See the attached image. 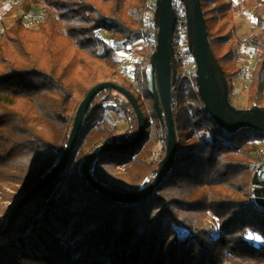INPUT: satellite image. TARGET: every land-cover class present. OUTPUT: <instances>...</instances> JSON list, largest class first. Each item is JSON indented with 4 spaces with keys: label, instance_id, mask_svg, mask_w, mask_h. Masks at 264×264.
<instances>
[{
    "label": "trees",
    "instance_id": "obj_1",
    "mask_svg": "<svg viewBox=\"0 0 264 264\" xmlns=\"http://www.w3.org/2000/svg\"><path fill=\"white\" fill-rule=\"evenodd\" d=\"M99 1L108 9L92 0H22L25 13L46 8L37 33L47 64L28 44L29 28L23 17L0 36V229L30 190L55 168L80 102L98 84L92 74L80 73L78 97L72 96L65 71L59 73L51 63L57 56L58 37L64 36L86 56L106 64L111 76L120 67L119 45L152 37L153 48L140 51L144 62L137 64L134 79L119 83L139 102L147 122L145 137L135 146L97 158L92 175L111 189L130 187L128 192L141 190L154 179L162 159L149 158L160 137L165 153L164 125L146 75L158 33L157 27L147 29V17L156 9L149 7V0ZM201 2L203 10L208 4L211 13L223 17L253 12L261 31L246 40L258 57L250 75L249 101L259 105L264 96V0H242L241 5L233 0ZM204 14L212 51L231 89L226 58L217 54V45L226 39L215 38ZM113 92L97 96L68 164L0 236V264H264V243L256 246L248 239L253 234L264 241V207L256 203L251 186L255 166L264 157V133L250 128L225 131L193 92L183 90L174 110L180 144L175 168L150 198L120 204L94 190L82 174L84 160L96 147L133 138L129 133L135 116L125 111L122 99L112 97ZM108 102L125 111L130 124L126 134L117 135L109 128ZM121 165L127 171L124 177L111 171ZM211 216L219 219L217 234L206 226ZM177 229H187L188 235H180Z\"/></svg>",
    "mask_w": 264,
    "mask_h": 264
},
{
    "label": "water",
    "instance_id": "obj_2",
    "mask_svg": "<svg viewBox=\"0 0 264 264\" xmlns=\"http://www.w3.org/2000/svg\"><path fill=\"white\" fill-rule=\"evenodd\" d=\"M174 1L175 0H156V10L154 14L155 25L158 28L156 49L146 67V75L152 65L153 69L156 71L158 99L162 112L161 121L165 130V154L160 161L154 179L148 186L141 190L126 192L111 189L93 177L92 166L97 158L113 150L127 149L137 145L145 137L147 127L146 117L140 108L137 98L131 91L113 81L98 83L89 90L87 95L80 102L74 117L65 152L57 165L21 200L8 219L6 226L3 229H0V236L9 231L17 216L36 196L56 181L70 160L85 117L87 116L92 103L97 96L104 91H115L127 101V104L131 106L132 112L137 120L138 129L137 133L130 141L102 144L96 147L86 157L82 165V174L88 184L109 200L120 204L134 205L153 196L159 185L171 174L175 168L180 151L173 106V87L177 75L173 49V34L176 23V16L173 8ZM181 1L183 2L187 13L189 49L197 66V82L200 98L205 111L212 120L229 133H235L246 128L264 133V107L254 104L249 109H236L229 101V85L223 68L215 59L211 48L201 0ZM217 70H222L225 86L224 91L221 89ZM147 80H149L148 77ZM124 99H122V101L125 102ZM251 186L253 187V195L256 203L259 206L264 207V197L262 194L264 189V159L255 168Z\"/></svg>",
    "mask_w": 264,
    "mask_h": 264
},
{
    "label": "rangeland",
    "instance_id": "obj_3",
    "mask_svg": "<svg viewBox=\"0 0 264 264\" xmlns=\"http://www.w3.org/2000/svg\"><path fill=\"white\" fill-rule=\"evenodd\" d=\"M98 5L108 9V6L99 0H92ZM235 5H241L242 0H233ZM215 4H212L214 7ZM206 17L209 19V27L215 38H225L226 41L223 45H217V54L224 61V67L227 69L232 79V88L229 89V97L231 105L236 109H249L253 105L249 101V84L250 75L255 68L258 61L256 52L246 45V40L252 35L259 33L261 30L253 19V12L249 10L240 11L236 13H228L226 17L218 14L211 13L208 4L204 7ZM46 8L44 6L35 7L29 13H25L22 6V0H5L0 1V36L3 32L12 27L19 17H23L26 26L29 28L27 32V42L31 48L41 53L44 63H49V60L44 56L43 44L40 40V35L37 33L39 25L44 21L46 16ZM63 34V31H60ZM103 39L108 40V35L105 32L101 33ZM117 59L120 61L118 71L111 76L108 66L100 61H96L84 53L79 51L72 43L64 36L58 37L55 43V50L57 56L51 61L52 65L57 66V71L63 73L65 71L69 91L74 98H77L76 82L82 79L80 73L92 74L94 81L101 83L105 81H118L124 80L132 81L134 79L135 69L138 63L143 65V56L140 51L144 48L151 50L153 42L148 39L135 42L128 46H118ZM219 83L222 91L225 90L222 70H217ZM147 77L150 84V89L155 97V110L158 118L162 119V112L158 99L157 77L156 71L152 67L147 71ZM136 89L139 86L135 84ZM114 99H124L117 92L112 93ZM125 100V99H124ZM99 103V102H98ZM126 103V110L133 116L132 108ZM109 109L107 110L106 119L109 123V128L115 129L117 135H124L129 132L130 124L125 111L120 108L116 102H108ZM264 107V96L259 104ZM149 113V110H147ZM132 131L129 135L134 136L137 133V121L133 118ZM164 146L161 137L154 148V154L149 160H160L165 153H162ZM264 150V146H263ZM122 166V165H121ZM125 168L118 166L112 168V173L124 177L127 171ZM130 188V187H129ZM125 188L128 192L130 189ZM209 230L217 234L219 228V219H214L213 216L209 217L206 224ZM187 230V229H186ZM189 232V231H188ZM258 236L250 234L249 241L259 246L264 241Z\"/></svg>",
    "mask_w": 264,
    "mask_h": 264
},
{
    "label": "built area",
    "instance_id": "obj_4",
    "mask_svg": "<svg viewBox=\"0 0 264 264\" xmlns=\"http://www.w3.org/2000/svg\"><path fill=\"white\" fill-rule=\"evenodd\" d=\"M155 4L156 0H149L148 2V5L151 9H156V7H154ZM173 8L176 16L173 34V49L175 64L177 66L176 81L173 87V106L174 110H177L179 98L183 90L193 92L202 105L203 103L200 98L197 82V66L189 49L186 9L185 6L177 0L174 1ZM147 18V29L153 31L156 27L154 21V12H149ZM152 40V37H149V41L151 42ZM263 159L264 157L259 163L256 164L255 168L263 161ZM120 167L124 168V166ZM214 219L217 220L216 217H214ZM177 231L184 237L188 235V230L186 229H177Z\"/></svg>",
    "mask_w": 264,
    "mask_h": 264
},
{
    "label": "snow or ice",
    "instance_id": "obj_5",
    "mask_svg": "<svg viewBox=\"0 0 264 264\" xmlns=\"http://www.w3.org/2000/svg\"><path fill=\"white\" fill-rule=\"evenodd\" d=\"M257 238H259V237H257Z\"/></svg>",
    "mask_w": 264,
    "mask_h": 264
}]
</instances>
